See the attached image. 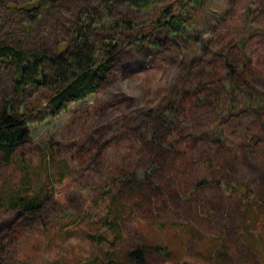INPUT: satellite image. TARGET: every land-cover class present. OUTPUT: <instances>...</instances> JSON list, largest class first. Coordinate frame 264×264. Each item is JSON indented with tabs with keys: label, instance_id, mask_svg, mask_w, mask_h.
Returning a JSON list of instances; mask_svg holds the SVG:
<instances>
[{
	"label": "rangeland",
	"instance_id": "obj_1",
	"mask_svg": "<svg viewBox=\"0 0 264 264\" xmlns=\"http://www.w3.org/2000/svg\"><path fill=\"white\" fill-rule=\"evenodd\" d=\"M28 1L0 0V43L55 54L91 8L120 24L97 41L120 46L58 116L49 86L19 94L0 66V111L32 130L0 154V264H134L137 248L145 264H264V0H202L176 36L152 24L185 0H55L35 18L16 8ZM14 188L40 190L41 209L6 208Z\"/></svg>",
	"mask_w": 264,
	"mask_h": 264
},
{
	"label": "trees",
	"instance_id": "obj_2",
	"mask_svg": "<svg viewBox=\"0 0 264 264\" xmlns=\"http://www.w3.org/2000/svg\"><path fill=\"white\" fill-rule=\"evenodd\" d=\"M54 1L31 0L25 2L22 6H16V8L26 12L29 18H35L40 15L43 8L51 9ZM123 1L136 10L144 11L149 10L159 0ZM201 1L185 0L175 10L165 8L153 20L152 28L160 29L175 36L184 33L188 23L185 17L190 13L192 14V8L200 5ZM109 15L111 13L108 11L102 14L91 8L82 10L78 15V25L72 42L59 45L55 54H50L43 48L25 49L1 42L0 66L3 63L12 65L14 90L21 94L33 86H49L51 92L48 103L53 110L51 116H58L71 103L83 101L90 95L95 94L100 88L101 81L112 69L119 53L120 42L116 36L105 41H97L95 38L98 29L111 31V27L107 23H111L112 26L120 25L119 22H116L117 20L110 21L108 19ZM125 22L122 21L121 23L126 26ZM129 26L135 29L131 24ZM47 62L54 69V75L51 79L46 69ZM248 103L251 102L248 100ZM171 110H174V107ZM24 113V110L21 111V114L13 113L12 107L9 105H6L4 110L0 111V154L6 162L12 161L19 144L28 141L32 133L31 125ZM162 125L163 129H166V122H163ZM161 154H163V150L153 152L152 156L157 158ZM130 175L131 172L124 173V177L122 176L121 179H126ZM13 191L8 195L6 208L23 209L25 211L41 209L40 190H27L22 194L17 192L15 188ZM103 239V237L98 238L99 241ZM143 251L144 249L137 248L130 252L134 264H145ZM166 255H169L167 250ZM105 264H118V262L114 258H110L105 261Z\"/></svg>",
	"mask_w": 264,
	"mask_h": 264
}]
</instances>
